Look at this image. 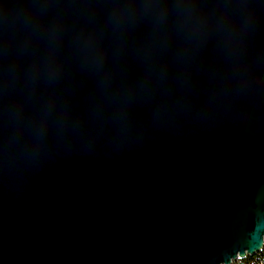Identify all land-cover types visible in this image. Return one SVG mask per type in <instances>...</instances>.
<instances>
[{"label":"water","instance_id":"water-1","mask_svg":"<svg viewBox=\"0 0 264 264\" xmlns=\"http://www.w3.org/2000/svg\"><path fill=\"white\" fill-rule=\"evenodd\" d=\"M263 248L264 0H0V264Z\"/></svg>","mask_w":264,"mask_h":264},{"label":"trees","instance_id":"trees-1","mask_svg":"<svg viewBox=\"0 0 264 264\" xmlns=\"http://www.w3.org/2000/svg\"><path fill=\"white\" fill-rule=\"evenodd\" d=\"M232 264H264V248L253 255L238 258Z\"/></svg>","mask_w":264,"mask_h":264}]
</instances>
